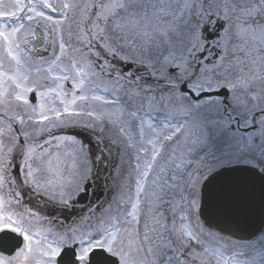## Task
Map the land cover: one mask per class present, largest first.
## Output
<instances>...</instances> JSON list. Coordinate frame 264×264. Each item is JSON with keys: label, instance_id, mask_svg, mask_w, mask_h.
Returning a JSON list of instances; mask_svg holds the SVG:
<instances>
[{"label": "snow or ice", "instance_id": "6c2138e0", "mask_svg": "<svg viewBox=\"0 0 264 264\" xmlns=\"http://www.w3.org/2000/svg\"><path fill=\"white\" fill-rule=\"evenodd\" d=\"M0 50V264H264V0H0Z\"/></svg>", "mask_w": 264, "mask_h": 264}, {"label": "rangeland", "instance_id": "374dc122", "mask_svg": "<svg viewBox=\"0 0 264 264\" xmlns=\"http://www.w3.org/2000/svg\"><path fill=\"white\" fill-rule=\"evenodd\" d=\"M36 31L40 34V39L37 40V41H34V46L37 47V48H40L43 46V34H44V24L41 23L39 26H36ZM50 55V53L48 54ZM3 56V53H2V50H0V58H2ZM9 66L6 64L5 65V68H0V73H3V71H5L6 68H8ZM9 75L12 74L11 71L8 72ZM10 83V82H9ZM7 85L4 84L3 82V77L2 75H0V91H3V89L6 87ZM45 89L43 88H37V100H36V103H40V97H39V92L40 91H44ZM29 99H30V102H31V95L29 96ZM17 111H20V109H17ZM23 114V113H21ZM81 208V207H80ZM47 214H45L46 212H44L45 215L48 216V219L50 221V223H47L44 225L45 228L47 229H50L51 231L49 233H45L47 236H48V239L49 240H53L55 239V234L57 233L58 229L60 228L58 226V224L55 225V223H52V220H56L57 216H60V214L58 215V213H55L54 215L52 214L54 211L51 210V208H47ZM82 210V209H81ZM56 212V211H55ZM82 212V211H81ZM51 213V214H50ZM80 212L76 211V215L72 216L71 217V224L72 226H69V227H76L78 226L77 224H74L73 221H76L78 220V214ZM57 215V216H56ZM67 229V228H66ZM236 238V237H234ZM249 239H239V242L243 243V242H247ZM7 255V254H6Z\"/></svg>", "mask_w": 264, "mask_h": 264}, {"label": "water", "instance_id": "95a60500", "mask_svg": "<svg viewBox=\"0 0 264 264\" xmlns=\"http://www.w3.org/2000/svg\"><path fill=\"white\" fill-rule=\"evenodd\" d=\"M203 206V202H201ZM259 207V201L257 199V209ZM207 210L205 209V214L201 217L205 220L206 223L208 221L206 220ZM213 227H215V222H213ZM264 227V217L261 216L260 212L257 210L251 218L247 219L244 222H241L237 226H230L228 228L229 231H231L234 235V237L240 238V239H249L253 236L254 233L257 232L258 229H261ZM15 235V234H10ZM11 249L8 248L5 250V253L8 254V252Z\"/></svg>", "mask_w": 264, "mask_h": 264}, {"label": "flooded vegetation", "instance_id": "af4514ba", "mask_svg": "<svg viewBox=\"0 0 264 264\" xmlns=\"http://www.w3.org/2000/svg\"><path fill=\"white\" fill-rule=\"evenodd\" d=\"M13 175H15V170H13ZM21 175H22V173H21ZM24 202H25V204H27L29 207H32L33 206V204H34V201L32 202V203H29L28 202V199H27V196H25V200H24ZM85 203H87V202H85ZM81 207V208H80ZM82 209V210H81ZM83 209H84V205H82V204H78L77 206H76V208L74 209V212H76V211H78V212H81V211H83ZM46 213L45 214H47L48 212H47V210L45 211ZM59 213L58 214H60V216H59V225H66V224H68V223H70L71 222V216L73 215L72 213H69V212H67V211H58Z\"/></svg>", "mask_w": 264, "mask_h": 264}, {"label": "trees", "instance_id": "16d2710c", "mask_svg": "<svg viewBox=\"0 0 264 264\" xmlns=\"http://www.w3.org/2000/svg\"><path fill=\"white\" fill-rule=\"evenodd\" d=\"M55 220V219H54ZM57 221V220H56ZM55 222V221H54Z\"/></svg>", "mask_w": 264, "mask_h": 264}]
</instances>
